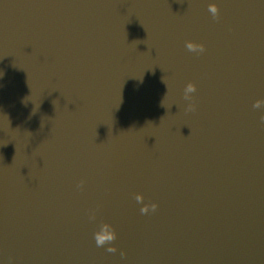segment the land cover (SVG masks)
Returning <instances> with one entry per match:
<instances>
[{"label": "water", "instance_id": "water-1", "mask_svg": "<svg viewBox=\"0 0 264 264\" xmlns=\"http://www.w3.org/2000/svg\"><path fill=\"white\" fill-rule=\"evenodd\" d=\"M210 2L0 0V264H264V0Z\"/></svg>", "mask_w": 264, "mask_h": 264}, {"label": "clouds", "instance_id": "clouds-1", "mask_svg": "<svg viewBox=\"0 0 264 264\" xmlns=\"http://www.w3.org/2000/svg\"><path fill=\"white\" fill-rule=\"evenodd\" d=\"M208 10L212 14L214 18H219L220 16V6L216 0H211L208 4ZM185 47L191 51L196 53H203L206 50V45L197 40L189 39L185 42ZM197 90V84L194 81L187 82L184 88V95L186 99H191V94L195 93ZM264 105V99H257L255 104L253 105L254 108H260ZM195 105L189 104L188 108L192 109ZM264 119V117H262ZM83 185V181H81V187ZM135 199L137 202L142 203V207L140 208L141 213H148L150 210L155 211L158 208L157 202H150V203H143L145 200V196L143 192H138L135 194ZM91 219H95V213L92 214L90 217ZM94 240L97 247H103L107 245L106 251L109 253H116L119 251L121 257L127 255L126 250L118 248V245L115 243L118 239V232L116 226L111 223L110 221H104L103 223L99 224L94 232Z\"/></svg>", "mask_w": 264, "mask_h": 264}]
</instances>
